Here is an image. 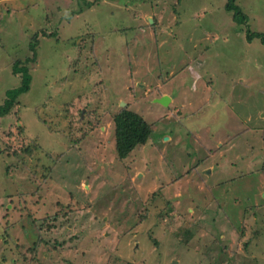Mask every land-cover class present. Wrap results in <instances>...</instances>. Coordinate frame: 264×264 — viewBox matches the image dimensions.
Masks as SVG:
<instances>
[{"label":"rangeland","instance_id":"1","mask_svg":"<svg viewBox=\"0 0 264 264\" xmlns=\"http://www.w3.org/2000/svg\"><path fill=\"white\" fill-rule=\"evenodd\" d=\"M226 3L0 0V264H264V0Z\"/></svg>","mask_w":264,"mask_h":264},{"label":"trees","instance_id":"2","mask_svg":"<svg viewBox=\"0 0 264 264\" xmlns=\"http://www.w3.org/2000/svg\"><path fill=\"white\" fill-rule=\"evenodd\" d=\"M225 9L226 11L232 13L234 21L238 23H245L246 17L235 5V0H227ZM253 35L254 34H248V40H251ZM36 37L37 35L33 37L35 42ZM262 41L264 42V36L262 37ZM33 46L34 44L31 45V47ZM13 72L21 74V82L18 87L7 93L8 97L0 106V119L9 114L11 109L15 105H18L19 96L29 90L31 79L29 69L26 66L17 67L15 65ZM113 125L115 139L114 148L116 157L119 161H125L137 147L144 146L152 134V125L145 122L139 114L127 108H123L115 114L113 117Z\"/></svg>","mask_w":264,"mask_h":264},{"label":"water","instance_id":"3","mask_svg":"<svg viewBox=\"0 0 264 264\" xmlns=\"http://www.w3.org/2000/svg\"><path fill=\"white\" fill-rule=\"evenodd\" d=\"M157 102H159L163 105H167V103L169 102V99L167 97H162L161 99L157 100Z\"/></svg>","mask_w":264,"mask_h":264},{"label":"crops","instance_id":"4","mask_svg":"<svg viewBox=\"0 0 264 264\" xmlns=\"http://www.w3.org/2000/svg\"><path fill=\"white\" fill-rule=\"evenodd\" d=\"M166 96H168V95H164L163 97H166ZM162 97V96H161ZM169 102H170V100H169Z\"/></svg>","mask_w":264,"mask_h":264}]
</instances>
